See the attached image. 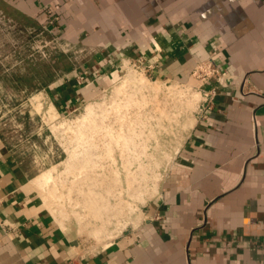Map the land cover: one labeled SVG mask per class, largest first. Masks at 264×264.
Wrapping results in <instances>:
<instances>
[{
  "label": "crops",
  "instance_id": "1",
  "mask_svg": "<svg viewBox=\"0 0 264 264\" xmlns=\"http://www.w3.org/2000/svg\"><path fill=\"white\" fill-rule=\"evenodd\" d=\"M3 30L21 51L30 32L42 33L47 80L42 66L41 90L16 91L46 93L65 114L116 87L123 59L156 65L160 82L199 85L191 73L209 58L226 74L156 196L100 249L57 222L39 175L0 132V264H264V0H0ZM51 36L73 52L49 60ZM6 42L0 33V89L34 63L3 55ZM76 67L87 78L81 87Z\"/></svg>",
  "mask_w": 264,
  "mask_h": 264
},
{
  "label": "rangeland",
  "instance_id": "2",
  "mask_svg": "<svg viewBox=\"0 0 264 264\" xmlns=\"http://www.w3.org/2000/svg\"><path fill=\"white\" fill-rule=\"evenodd\" d=\"M0 33L8 41L3 55L26 56V64L34 61L31 69L17 72L18 78L2 81L0 132L27 170L39 175L37 191L57 222L72 227L91 249L103 248L135 225L171 165L172 158L161 153V143L155 139L159 130L155 109L162 93H145L136 82L128 91L110 88L76 111L62 113L46 93L16 91L41 90L37 75L42 66L47 80V63L39 61L43 45L37 40L42 33L30 32V44L22 51L11 45L10 30ZM48 38L43 50L49 60L73 52L72 46L58 45L56 37ZM127 68L131 78L143 73L142 68ZM53 74L50 65V82ZM193 99L197 103L199 96L194 93Z\"/></svg>",
  "mask_w": 264,
  "mask_h": 264
},
{
  "label": "built area",
  "instance_id": "3",
  "mask_svg": "<svg viewBox=\"0 0 264 264\" xmlns=\"http://www.w3.org/2000/svg\"><path fill=\"white\" fill-rule=\"evenodd\" d=\"M49 14L52 15L53 21L57 22L58 17L53 12H49ZM129 65L142 68V75L137 74L133 76L134 78H131L127 68ZM156 67L153 64L147 65L143 58L123 59L120 62V68H123L125 73L116 87L119 86L120 90L128 91L130 85L137 82V86L143 88L145 93H155L157 90L162 93L155 109L157 115L155 123L159 129L157 132L158 137H155V139L161 143V153L169 154L172 158L170 169L183 143L190 137L192 130L195 128L194 122L196 121V124H198L208 120L217 97L215 84L223 82L226 72L216 65L213 58L199 62L191 73L192 80L199 84L194 85L189 82L182 83L173 80L160 82L152 75V71ZM75 80L78 87L83 86L87 81L80 67L75 68ZM145 80L151 82V84H159V88L150 86V84L145 83ZM211 84L214 86L208 89L204 88V86ZM157 93L153 95L155 96ZM194 93L199 96L197 103L193 102Z\"/></svg>",
  "mask_w": 264,
  "mask_h": 264
}]
</instances>
